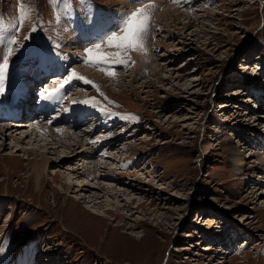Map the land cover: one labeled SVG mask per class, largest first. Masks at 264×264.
Wrapping results in <instances>:
<instances>
[{
  "label": "rangeland",
  "instance_id": "1",
  "mask_svg": "<svg viewBox=\"0 0 264 264\" xmlns=\"http://www.w3.org/2000/svg\"><path fill=\"white\" fill-rule=\"evenodd\" d=\"M153 2L146 51L130 53L131 67L98 68L66 56L78 43H70L73 35L91 30L96 10L118 22V10L140 6L135 0H94L91 16L82 0H25L33 19L19 32L20 0H0V54L13 53L0 102L10 90L33 94L37 75L44 79L56 64L82 70L99 92L79 80L77 89L93 111L113 118L119 139L82 169L79 150L42 147L59 139L46 119L31 122L25 112L22 121H0L8 127L0 133V264H264V0ZM13 35L19 43L9 44ZM37 47L46 54L43 67L33 56ZM23 100L25 110L34 105ZM31 147L51 164L26 154ZM39 167L38 181L32 172ZM92 169L95 177L87 176ZM95 195L122 208L94 206Z\"/></svg>",
  "mask_w": 264,
  "mask_h": 264
},
{
  "label": "bare ground",
  "instance_id": "2",
  "mask_svg": "<svg viewBox=\"0 0 264 264\" xmlns=\"http://www.w3.org/2000/svg\"><path fill=\"white\" fill-rule=\"evenodd\" d=\"M118 12L120 14H122L121 11L118 10ZM108 21L111 24V22H113L114 20H108ZM88 29H90V28L87 27L85 30L83 29L84 33L81 34L80 29L78 28V30L75 33L76 36L73 35V37H72L73 39H72V41H70V43H73V42H75V38H76V40L78 41V43H76V45H75L76 48H69L68 50H66V56L69 54H75L74 59L77 62H79V59H81V57H84L85 53H82L80 51L81 48L88 46L91 41L98 39V37H97V35H95L92 27H91V30H88ZM82 35H84V37H80ZM105 49L103 48V50H105ZM53 62H54V60H53ZM55 68H56V71L60 74H58L56 72L58 74V76H51L52 78H50V79H54L53 82L50 81V79H47L48 83H49V81L52 82L51 84H53V86L49 87V85L45 83L46 82L45 78L49 77V75H48L49 72L55 71V69L43 72L44 77H45L44 78L45 82H44L43 88H41L39 90H36V88H35L33 91V94L35 93L33 97L31 96V94H32L31 91L30 92L27 91V88L25 89L23 86H22L23 90L21 88L22 91L14 92L12 95L7 96L9 98H7L8 100L5 102L6 104L4 103V107L2 109L0 107V109H1L0 121H4V122L8 123L9 120L11 118H13V113H15V110L19 104H21L20 108H21L22 115L18 116V118H19V120H22L24 118L23 109L25 108V104H26L25 100H23V99H29L28 101H32V105L34 104L33 106L30 105L31 107H29V115H28L29 117L28 118H31V122L35 119V117H37L38 119H43V120L46 119V121H49L50 119L48 118L49 117L48 114L49 113L56 114L55 117H51V118H53V119H51L52 123L51 124L48 123V125L51 127V131L53 132L52 134L56 135V137H58L59 139L52 136L50 138V140H45V141H47V142H44L46 144V147L42 146V147H44V149L52 150L54 154L59 153V151L61 149L69 150L72 152L79 150L78 153L80 152V154L82 156L78 160H80V162L82 164H83V160H85L87 157H89L90 159L93 158L94 154H96V152L99 149L101 150V152L103 151V153L109 152V151H114L115 148H113V147L107 148V147H110V145L112 146L114 143H115L114 145L116 146V144L119 143L118 142V140H119L118 136L117 135H116L117 137L115 136L116 130H114V128L117 127V123L111 125V122H113V118L108 119L106 117H103V115L100 116L101 114H99L98 111H93V110H96V108L92 104L83 103V101H87V100H86V97L84 98V96H83L82 91H84V90L79 91V89H77V88H79L77 86L78 80L73 81L72 83L67 85L64 91H62L59 95H57L56 97H54L50 100H44L40 97L39 93L43 89L47 88V89L51 90L53 88L58 87L59 84L61 83L62 79L64 78V76L68 72H70V69H69L70 67L68 68V70L64 71L65 67L62 64H60V65L56 64ZM99 68H101V67H99ZM107 68H109V67H107ZM59 69H61L62 71ZM77 72L79 74H82L85 77L91 76L86 72H82V70L81 71L77 70ZM104 72L106 73V71H104ZM56 77L60 78L59 82L55 81ZM21 79H23V77ZM20 83L21 82H19L17 84L18 88H20ZM71 95L72 96L76 95L79 100L78 99H75V100L71 99L70 98ZM30 97H31V99H30ZM35 97H37V99L32 100ZM66 105H70L69 108L65 107ZM89 110H91L90 113H89ZM93 120H96L95 123H97V126H92L90 129L88 128L89 130L85 129V125L90 126V124L92 122H94ZM71 122H74V124ZM25 123L26 122H24V125L27 126V124H25ZM16 125L21 126V122L17 123ZM6 128L8 130V127H6V126L0 127V133L2 136H4L3 134L7 133ZM57 128L62 129V131L57 132L56 131ZM37 129L40 130L38 127H37ZM77 129L78 130L82 129V131H80V134L82 133L81 135L79 134ZM33 130H35L34 127H32V131ZM40 131H42V130H40ZM33 134H34V132L31 135H33ZM0 138H2V137L0 136ZM31 138H33V137H31ZM96 138H99V142L93 143L92 141L95 140ZM26 139H28V137H26ZM42 145H44V144H42ZM82 146H83V149H81ZM47 147H50V148H47ZM212 149L213 148L211 146L208 147L206 153H210ZM116 150H117V148H116ZM118 150H119V148H118ZM26 152H27L26 154H28V155L35 156L34 160L40 154V153L38 154L37 150L32 148V147L29 149H26ZM44 152H46V151H44ZM122 153H123V151H122ZM238 153H242V150H239ZM115 154L120 155L121 151H118ZM45 155H46L45 153L40 154L41 158L44 159L46 165L51 164ZM63 157H65V156H63ZM108 158H111L110 154H108ZM85 163H87V162H85ZM85 163L83 165H81V166H83L82 169H86V168L89 169L90 166L87 167L88 165H85ZM95 167L96 168L97 167L102 168L103 166L101 164H98V165L96 164ZM106 170H109V169H106ZM41 171H43V169L41 167H39V168L35 169V172L34 171L32 172L33 175H36L38 181L42 180V179H40V177L43 176V175H41ZM95 173H97V171L93 170L92 172L87 173V176L95 177V175H94ZM55 176H57V175H55ZM99 176H101L102 178L106 177L105 174H103V175L100 174ZM106 178H109V177H106ZM71 186H73V185H71ZM82 186H83V188L87 187V185H82ZM105 186L106 185H104L103 187H93L92 189L102 191V190L106 189ZM96 188H98V189H96ZM108 197H111V196H108ZM115 199L116 198H114V200H113L114 202H116ZM90 201H91V203L94 204V206L101 204L102 208L103 207L109 208V209L106 208L105 210H111V209H117L118 210L119 208H122V206H120L119 204H115V203H113L112 205H109V206L106 205V203L102 201V198H100V195H95ZM107 201H110V198ZM129 207H130V203H128V208ZM143 238L144 237L142 236L140 238V241Z\"/></svg>",
  "mask_w": 264,
  "mask_h": 264
},
{
  "label": "snow or ice",
  "instance_id": "3",
  "mask_svg": "<svg viewBox=\"0 0 264 264\" xmlns=\"http://www.w3.org/2000/svg\"><path fill=\"white\" fill-rule=\"evenodd\" d=\"M67 2L68 0H50V3H54L57 6L60 4H66ZM172 2L179 4L180 0H172ZM135 3L140 6L136 7L134 10L120 14L119 21H113L111 24L105 17L99 14V10H96V19L91 21V27L98 39L91 41L88 46L84 47L85 55L81 58L82 63L98 68L102 65H120L128 68L135 64L130 53L132 51H146L145 43L147 35L154 24V13L157 10L153 0H135ZM20 5L21 6L18 10V23L13 25L17 32L21 30L26 22L33 19L34 12L31 7L25 6V0H20ZM82 9L83 14L91 16L93 9H95L94 0H82ZM57 19H59V14L57 15ZM36 31L37 28L33 25L31 32L35 33ZM32 38L31 35L24 37L25 40H30ZM17 43H19L18 39L13 35L9 44ZM105 45L116 51L109 52L102 50ZM12 55L11 47L8 48L7 52L0 54V97L5 96L6 85L10 80L9 57ZM33 56L37 61V66L43 67L46 57L44 51L37 47ZM102 70L106 71V74L109 77L115 78L117 76V72L114 68H103ZM75 80L92 85L99 92V85L94 84L93 81L80 75L75 68H72L71 71L64 76L58 87L51 90L45 88L39 93V95L44 100H50L59 95L65 90L67 85ZM83 103H88V101H83ZM48 123L51 124L52 121L49 120ZM56 131L61 132L62 129L57 128ZM92 142L98 143L99 138H96Z\"/></svg>",
  "mask_w": 264,
  "mask_h": 264
}]
</instances>
